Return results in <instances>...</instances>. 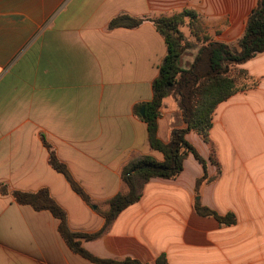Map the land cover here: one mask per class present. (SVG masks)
Here are the masks:
<instances>
[{
    "label": "crops",
    "instance_id": "obj_1",
    "mask_svg": "<svg viewBox=\"0 0 264 264\" xmlns=\"http://www.w3.org/2000/svg\"><path fill=\"white\" fill-rule=\"evenodd\" d=\"M251 3L0 0V264H95L69 247L50 211L21 204L15 194L48 190L72 232L101 231L104 217L53 167L52 156L104 209L126 191L122 172L131 161H163L139 117L167 54L150 19L191 10L200 36L236 44ZM123 14L148 20L110 28ZM187 23L184 33L198 42ZM239 68L249 74V86L217 106L209 142L195 131L186 135L210 179L199 195L204 168L189 154L177 178L148 181L137 203L82 244L86 251L143 264H157L161 255L169 264H264V52ZM186 126L179 101L167 97L158 138L167 143ZM198 201L221 216L232 213L235 224L199 215Z\"/></svg>",
    "mask_w": 264,
    "mask_h": 264
},
{
    "label": "trees",
    "instance_id": "obj_2",
    "mask_svg": "<svg viewBox=\"0 0 264 264\" xmlns=\"http://www.w3.org/2000/svg\"><path fill=\"white\" fill-rule=\"evenodd\" d=\"M189 19L192 34L198 42L204 41L195 54L188 68L181 65L183 56L196 49V45L181 30ZM145 20L123 14L110 21V28H135ZM155 29L162 35L167 46V54L159 68L158 77L153 82V98L145 105L143 115H139L147 124L150 145L153 150L163 156V161H157L151 156L139 157L131 161L123 170L122 178L126 191L118 194L109 201V208L102 212L106 219L105 227L95 234L72 233L66 222L65 211L52 199L48 190L36 193H16L19 203L30 205L37 211H50L60 221L59 230L69 247L95 264H142L132 258L123 260L101 259L82 247L81 241H92L100 237L112 225L117 216L127 207L137 203L143 192L144 185L154 178L175 179L183 170L184 160L193 154L204 168L203 176L196 184L197 194L200 187L210 179L206 171V163L195 148L187 141L186 135L195 131L202 139L209 142V134L213 116L217 106L232 95L249 86V74L239 66L264 52V0H258L252 10L242 37L236 44L208 42L207 37L200 36L196 14L191 10H183L171 17L150 19ZM205 64L201 66V63ZM174 95L179 101L183 113L184 129H176L170 141L162 142L158 138V119L163 101ZM53 167L64 173L75 191L84 200L88 196L68 176L66 167L52 156ZM195 211L202 216L217 218L223 225L236 222L233 215L219 216L216 212L196 202ZM157 264H169L167 258L161 255Z\"/></svg>",
    "mask_w": 264,
    "mask_h": 264
},
{
    "label": "rangeland",
    "instance_id": "obj_3",
    "mask_svg": "<svg viewBox=\"0 0 264 264\" xmlns=\"http://www.w3.org/2000/svg\"><path fill=\"white\" fill-rule=\"evenodd\" d=\"M257 1L258 0H252V3H251V6H252V8L254 9L255 7H256V5H257ZM251 9V8H250ZM252 9V10H253ZM252 12V11H251ZM251 14V13H250ZM188 22V19H186V21H185V25L184 26H182L181 27V30L183 31V32H187L188 31V28H187V23ZM206 36H208V35H206V34H204V35H202L201 37H206ZM194 42V41H193ZM203 42V44H206V43H204V41H202ZM237 43V42H236ZM194 44L197 46L196 47V49L195 50H193V51H190V52H187L184 56H183V61L181 62V65L183 66V67H185V68H188L190 65H191V63L193 62V60H194V57H195V54L198 52V49L199 48H201V46L203 45L201 42L200 43H198V42H194ZM202 44V45H201ZM205 64V61H203L202 63H201V66H203ZM164 102V101H163ZM163 105V104H162ZM215 113V112H214ZM123 179V178H122ZM75 183V182H74ZM124 183V182H123ZM197 184V183H196ZM71 185H72V183H71ZM76 185H78L77 183H76ZM79 186V185H78ZM80 187V186H79ZM126 187V186H125ZM72 188H73V186H72ZM144 188V187H143ZM80 189H81V187H80ZM73 190H74V188H73ZM82 190V189H81ZM200 190V189H199ZM75 191V190H74ZM83 191V190H82ZM49 192V191H48ZM77 192V191H76ZM125 192V191H124ZM21 193V192H20ZM78 193V192H77ZM85 193V192H84ZM123 193V192H122ZM196 193H197V191H196ZM79 194V193H78ZM198 195H199V193H198ZM82 197V196H81ZM84 201H86V200H84ZM90 206H92V208H94V209H97V211H98V213L100 214V215H102V212H105V211H107L108 210V208H109V202L107 203V205H106V207L104 208V209H102V208H100V207H97L96 205H93L92 204V202H91V200H90V198L88 197V201H86ZM199 202V201H198ZM201 203V202H200ZM59 206V205H58ZM60 207V206H59ZM61 208V207H60ZM210 210V209H209ZM212 211V210H211ZM218 214V213H217ZM219 215V214H218ZM229 215H233L232 213H229V214H227V215H225V216H222V217H226V216H229ZM103 216V215H102ZM219 216H221V215H219ZM234 216V215H233ZM235 217V216H234ZM215 218V217H214ZM105 219V218H104ZM218 222H219V224L221 225V226H227V227H229V226H233L234 224L232 223L231 225H223L222 223H220V221L217 219V218H215ZM66 222H67V218H66ZM68 225V224H67ZM105 225H106V219H105ZM69 227V226H68ZM105 227V226H104ZM70 229V228H69ZM71 231V230H70ZM72 232V231H71ZM72 233H77V232H72ZM77 234H86V233H77ZM95 234V233H94ZM88 235H90V234H88ZM84 242H86V241H81V243L83 244ZM102 259V258H101ZM143 264V263H142Z\"/></svg>",
    "mask_w": 264,
    "mask_h": 264
},
{
    "label": "water",
    "instance_id": "obj_4",
    "mask_svg": "<svg viewBox=\"0 0 264 264\" xmlns=\"http://www.w3.org/2000/svg\"><path fill=\"white\" fill-rule=\"evenodd\" d=\"M144 110H145V106H143L140 110V114L143 115L144 114Z\"/></svg>",
    "mask_w": 264,
    "mask_h": 264
}]
</instances>
